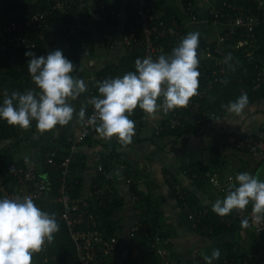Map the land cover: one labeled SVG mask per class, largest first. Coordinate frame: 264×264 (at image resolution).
Here are the masks:
<instances>
[{"label": "trees", "instance_id": "1", "mask_svg": "<svg viewBox=\"0 0 264 264\" xmlns=\"http://www.w3.org/2000/svg\"><path fill=\"white\" fill-rule=\"evenodd\" d=\"M100 1L102 0H94L95 4ZM130 2L126 6L127 20L124 29L130 23H135L134 15L130 11ZM193 2L194 0H185L184 7L189 8ZM54 4L55 1L53 0H0V105L3 104L4 93L6 91L11 95L15 91L23 93L27 89L35 90L31 75L28 72V62L31 57L26 56L25 53L31 51L37 57L41 55L46 57L48 55L45 44L40 38L42 33L41 29L28 28L12 33L5 32L4 29L11 23H25L35 12L46 13V26L48 29L54 30L56 43L62 48L63 55L77 68L76 73L80 70L82 60L93 54L94 41L88 30L89 9L83 14L73 8L69 10V17L66 18V14L54 10ZM211 10L220 11L221 15H223L220 23L224 25L240 16L246 19L248 17L247 15H259L260 22L251 30L235 27L234 33L222 44L224 47L222 54L216 52V48L218 47L217 43L212 44L207 49L210 57L209 59L200 61L199 71L200 73L202 69L208 71L201 73L199 77L200 96L193 97L194 101L199 103L198 110L194 113L185 108L173 110L169 118L160 124L158 132H156L157 136H171L175 139H180L185 135H196L202 132L203 130L199 126L222 119L228 112L222 105H227L230 101H235L242 92L247 94L249 103L264 98V0L262 5L260 4V0H217L216 5ZM152 14L155 22H170L172 17V13L165 7L163 0H154ZM75 18H80L82 29H77L74 35H70L69 31L71 27L77 25ZM117 20L118 18L112 23V27L115 26ZM227 32L228 30H225L222 35ZM26 35H29V39L33 41V48H25L24 45L16 44L18 37ZM157 45L159 48H163L164 54H167L171 53L172 49L178 43L172 39H161ZM3 47H5V50H3ZM129 50L131 53H129L120 66L106 69L99 74V81L118 76L122 77L129 71H135V60L137 58L141 59L143 53L141 50ZM229 54L232 56V59L225 63V57ZM218 57L222 59L220 65L216 64V61L213 59ZM95 92V95L99 97L98 89ZM88 94L82 93L77 99L71 102V105L78 107L84 103L89 96ZM74 117L76 116L74 115ZM144 117H146V114L137 108L130 119L143 121ZM35 125L36 122L33 121L32 127ZM19 129V127L10 126L6 121L0 119V140L18 137ZM263 131L264 129H262V133ZM94 132H96L95 129L85 139L84 143L89 145L95 143L92 140ZM254 137L257 138L259 136ZM27 143L32 147H40L42 154L41 164L44 169L43 172L47 176L45 182L48 184V188L45 190L42 198L37 200L35 204L43 211L50 214L55 213L60 225V230L55 234L54 241L51 244H47L44 251L33 255V264H81L77 257L75 245L69 235L68 227L60 219L63 211L62 204L58 202L60 188L58 181L61 172L47 164V158L49 156L53 157L56 162L69 156L68 153L73 146V141H67V138L62 141H57L46 134L39 140L27 141ZM102 145L105 152L100 160L101 170L98 169V174L96 175L90 193L100 187L112 185V167L117 161V150L120 145L112 142H102ZM12 163H5L0 168V175L4 176L7 167ZM19 163L24 164L25 161H20ZM83 169V158L73 155V161L70 165L71 171L67 181L68 194L73 199L88 196L87 202L89 208L95 214L96 218L94 225L102 230L106 237H112L116 230L115 227L113 228L114 223L112 220L117 209L123 205V202L115 192L101 200H96L94 196H89L90 193L85 195L81 177ZM125 170L128 176L127 178L131 180L130 191L139 205V210H144L140 208L142 206L145 208L143 215L146 219L145 222L143 220V223L148 227L152 237L150 240H134V242L140 247L143 243H147L145 245L147 247L144 248L145 254H147L146 252L148 250L157 254V248L153 247L157 237L161 242H164L160 247H165L166 250L170 251L171 245L165 243L169 234L160 224L161 218L159 213L157 210L151 208L153 207L152 202L138 190V172L129 166H126ZM183 171L196 186L206 189L210 188L213 196L211 185L207 181L195 177V175L202 171L210 170L200 166H191L185 168ZM6 180L8 178L4 179L5 182ZM167 183L176 192L178 181L169 176ZM3 198L4 196L0 192V199ZM215 200L213 199L212 203L207 207H203L199 204L198 199L192 196L190 192H187V190H184L183 199L178 198L187 221L189 213H194L204 208L208 210L207 216L201 223L207 226L211 232H203L201 226L200 229L196 230L197 233L208 238H213L224 233L230 235L232 242L215 245L208 249V256H211V253L215 249H219L221 253L220 258L213 260L212 264H243L244 262L260 264L255 257L249 256L237 248L238 242L235 235H237L239 230V222H231L229 226L220 224L219 222L221 218H231L235 211L226 216H220L214 213L212 211V204ZM246 228H249V226ZM255 240L262 246V239L261 242L257 238ZM170 256L173 259L176 258V264H183L179 254L170 251ZM197 261L199 264H206L203 257L198 258Z\"/></svg>", "mask_w": 264, "mask_h": 264}, {"label": "crops", "instance_id": "2", "mask_svg": "<svg viewBox=\"0 0 264 264\" xmlns=\"http://www.w3.org/2000/svg\"><path fill=\"white\" fill-rule=\"evenodd\" d=\"M87 1L88 30L94 41V52L90 57L82 60L80 70L74 75H78L85 81L87 91L84 93H96L99 74L106 69L120 66L131 53L122 43L127 20L126 6L131 0H121L120 2L118 20L113 27L111 43H106L95 20L96 5L94 0ZM163 1L165 7L172 13V17L185 27L186 35L190 32L200 33L199 61L209 59L210 55L207 53V49L215 43L221 46L222 33L227 29L226 25L213 24L210 20V10L216 5L217 0H194L191 10L184 7L185 0ZM192 16H195V20ZM54 34L53 29H46L41 33L40 38L45 44L47 53L57 49L62 50L56 43ZM34 89L39 91L35 84ZM72 101L74 100H71L70 103ZM172 111L167 113L161 111L154 117L146 115L143 121H135L136 134L132 143L127 146L122 145L116 138L104 139L94 132L92 137L94 144L83 143L72 152L73 155L83 158L82 185L85 195H88L98 174L101 157L105 152L102 142L120 145L117 150V161L112 167L111 180L114 192L122 200L123 205L117 209L112 220L113 228H116L114 236L119 241L118 248L111 258L112 264H155V262L160 264L163 261L151 250L145 254L144 248L147 247L145 246L147 243H143L140 247L131 237V232L138 222L140 220L145 222L146 217L143 215L144 206L140 207L144 210H139V205L130 191L126 166L133 167L138 172V190L152 202L153 207L151 208L159 213L160 224L169 234L165 243L171 245V252L180 255L183 264H199L197 259L208 256L210 247L232 242V239L226 233L208 238L192 230L181 209L176 192L167 183L168 177L171 176L177 180L178 185L197 198L203 207L212 203L211 189L196 186L184 173L185 168L200 166L210 171L217 169L224 176L235 171L248 172L264 181V158L234 149L228 139L230 133L250 136L262 134L264 98L248 103L247 107L238 115L227 112L222 119L209 122L204 130L196 135L189 134L180 139L171 136H157L156 132L160 124L169 118ZM80 131L81 122L76 117L68 125L57 126L56 130L44 133L39 132L36 125L28 130L20 128L18 137L0 140V168L5 163L31 161L37 165L40 172H43L40 147H32L27 141L39 140L46 134L57 141H62L65 138L67 141H73ZM4 175L7 178L5 173ZM6 182L11 190L15 188V183L12 180L8 178ZM238 227V233L235 235L238 242L237 248L249 256L255 257L260 264H264V248L256 242L252 230L243 227V225ZM154 244L161 246L164 242L156 237ZM162 248L165 250L166 260L169 264H176V258L173 259L170 256V251L165 247Z\"/></svg>", "mask_w": 264, "mask_h": 264}, {"label": "clouds", "instance_id": "3", "mask_svg": "<svg viewBox=\"0 0 264 264\" xmlns=\"http://www.w3.org/2000/svg\"><path fill=\"white\" fill-rule=\"evenodd\" d=\"M200 33L184 36L170 54H160L155 60L148 56L135 60V71L122 77L97 81L99 97L87 101L94 107V114L87 123L95 126L96 133L104 139L116 138L122 145L132 143L136 122L130 117L139 108L148 116L163 111L186 108L194 96L199 95ZM28 72L39 91L27 89L23 93H4L0 105V119L8 125L28 130L32 122L44 133L66 126L76 114L70 101L87 91L85 81L79 78L77 68L62 50L36 56L29 51ZM232 56L225 57V63ZM249 99L243 93L227 105L229 113L240 114ZM86 109L82 106L78 117L84 121ZM239 186L229 185L226 196L216 199L212 211L220 216L241 212L252 205L256 222L264 221V181L248 172L235 177ZM243 227H248L245 219ZM60 230L55 213L38 207L31 196L0 199V264H33V255L45 250ZM220 250L205 256L206 264L220 258Z\"/></svg>", "mask_w": 264, "mask_h": 264}, {"label": "built area", "instance_id": "4", "mask_svg": "<svg viewBox=\"0 0 264 264\" xmlns=\"http://www.w3.org/2000/svg\"><path fill=\"white\" fill-rule=\"evenodd\" d=\"M55 1L54 10L61 11L66 14V18L69 17V10L75 8L78 12L86 13L88 9L87 0H53ZM121 0H102L96 3L95 20L103 32V37L106 43H111L113 38V27L112 23L118 18V11ZM263 0H260L262 5ZM154 0H133L130 2V11L134 15L135 23H130L126 29L123 31L122 43L123 45L132 50H141L143 55L141 59L151 56L154 60L162 54L163 48H159L157 43L161 39H172L179 43L181 39L186 36L185 27L174 17H171L170 22H155L154 16L152 14V6ZM191 10V5L189 6ZM221 15L220 11L210 10V20L213 24H219ZM248 17L244 19L243 16L237 17L234 21L226 24L228 30L227 33L221 36V44L225 43L230 36L234 33L235 27H242L246 29H253L259 22V15H247ZM47 18L46 13L35 12L31 18L25 23H11L7 26L4 31L8 33L23 31L28 28H37L46 30L45 19ZM195 20V16H192ZM76 26L71 27L69 34L74 35L77 29H82L80 24V18H75ZM17 45H24L25 48H33V41L29 39V35L18 37ZM5 50V47H3ZM219 46L216 48V52L219 54ZM164 54V53H163ZM208 70L202 69L201 73H205ZM89 96L80 104L76 109V118L79 119L78 113L82 106L86 109L85 119L81 122V131L78 136L73 140V146L69 151V156L62 158L59 162H56L53 157L49 156L47 158V164L50 167L59 170L61 172L60 179L58 183L59 188V198L63 206V211L61 213L60 219L63 220L69 231V235L72 239L73 244L76 248L77 257L81 264H111V258L114 252L117 250L119 241L115 236L106 237L102 230L94 225L95 214L90 210L87 197H81L73 199L68 194V177L70 175V165L73 161V150L83 144L85 139L91 134L95 129V126L89 125L87 120L94 114V107L88 104L87 101L92 97H97L94 92L89 93ZM200 96V95H199ZM199 103L191 99L190 104L185 109L194 113L198 110ZM207 125V124H206ZM201 124L199 127L204 130L205 126ZM158 132V130H157ZM231 145L234 149L248 152L256 157L264 158V131L263 133L255 138L250 135H240L238 133H230L228 135ZM101 170V166H99ZM240 174L235 171L232 174L224 176L219 170L212 171H202L201 173L195 175L198 179H203L207 181L213 190V199H223L229 189V185L234 187L239 186L238 181L235 177ZM7 178L15 183V188L11 190L8 187V183L4 181L5 175L0 177V192L3 194L4 198H15L16 196H31L34 203L40 200L48 188L46 181V174L40 172L37 165L31 161H25L24 164L19 162H14L10 164L6 169ZM129 186L131 185V180L128 179ZM114 194V188L111 185H106L98 188L94 192H91L89 196H94L96 200H101ZM176 194L179 199L184 198V189L176 185ZM133 196V195H132ZM135 199V197L133 196ZM208 214L206 208L199 210L194 213L188 214V222L192 230L196 231L202 226L203 232H211L204 226L201 222ZM247 219L249 223V228L252 230L253 235L258 241H262V246L264 247V221L256 222L252 215V205L249 204L247 209L241 212L235 211L231 218H221L220 224H225L227 226L231 225V222H242ZM131 237L133 240H147L150 239L151 233L148 227L139 221L138 225L131 232ZM157 248V254L163 259L160 264H169L166 260L165 250L157 244H154ZM243 264H249L244 262Z\"/></svg>", "mask_w": 264, "mask_h": 264}, {"label": "rangeland", "instance_id": "5", "mask_svg": "<svg viewBox=\"0 0 264 264\" xmlns=\"http://www.w3.org/2000/svg\"><path fill=\"white\" fill-rule=\"evenodd\" d=\"M219 49H220L219 54H222L223 51H224V47L221 45V46H219ZM213 59L216 61V64H218V65H220L222 63V61H221L222 59L220 57L213 58ZM157 256H158V258H160V255L159 254H157Z\"/></svg>", "mask_w": 264, "mask_h": 264}]
</instances>
